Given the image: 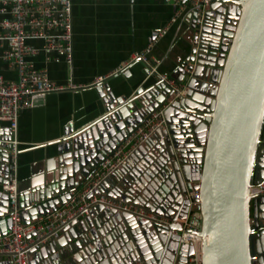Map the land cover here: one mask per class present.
Wrapping results in <instances>:
<instances>
[{
    "label": "water",
    "instance_id": "water-1",
    "mask_svg": "<svg viewBox=\"0 0 264 264\" xmlns=\"http://www.w3.org/2000/svg\"><path fill=\"white\" fill-rule=\"evenodd\" d=\"M194 15L182 20L192 27ZM141 71L129 95L113 94L104 80L92 84L103 112L65 128L36 176L17 181L16 205L28 223L77 199L99 161L165 103L162 124L83 195L123 200L155 216L89 202L27 245L28 264H126L136 256L138 264H194L187 261L192 246L178 243L177 220L191 189L201 215L198 264H264V191L248 193L264 180V0L209 1L196 47L167 73L183 93L173 97L159 75ZM2 133L7 139L8 130ZM7 147L0 140L1 183ZM6 196L0 187V234L9 225ZM0 264H12L10 256L0 254Z\"/></svg>",
    "mask_w": 264,
    "mask_h": 264
},
{
    "label": "built area",
    "instance_id": "built-area-1",
    "mask_svg": "<svg viewBox=\"0 0 264 264\" xmlns=\"http://www.w3.org/2000/svg\"><path fill=\"white\" fill-rule=\"evenodd\" d=\"M174 5V10L170 16V21L184 17L186 12L194 11L193 25L191 28L192 37L190 44L196 47L198 36L201 32V20L204 9L210 0H167ZM71 0H0V60L8 67L16 71V78H5L0 73V140L6 142V181L0 182V187L6 190V211L5 216L9 219V225L5 232L0 234V254L9 255L12 264H28L29 254L27 245L36 237L63 223L67 218L75 214L76 211L86 210L89 202L98 200L106 205L116 207V209L135 212L143 217L153 218L152 212H147L143 208L132 205L123 200H113L103 195H92L88 199H83V195L93 187L108 171L124 162V158L131 148L137 145L150 131L157 125L162 124L161 112L165 103L151 111L142 121L136 124L132 130L107 153L91 172L81 188L78 190L79 197H71L62 205L56 207L50 213H46L41 222L30 221L22 223L20 209L16 205V184H17V152L18 140L16 137L17 118L21 108L31 105L32 97L35 94L47 91L59 90L62 88H79L86 83H75L68 80L65 84H60L49 78L43 68H37L29 60V56L40 51L45 52V59H49L48 52L62 54L64 60L71 62ZM167 30V24L152 28L149 31L145 45L134 50L129 60L137 59L142 67L146 68V75L157 74L166 83L174 88L173 97L183 93L179 85H175L174 79L167 73L158 69L161 58L153 54L150 50L157 39ZM41 40L40 45H36L31 40ZM119 65L116 70L123 69ZM104 75H98L91 84L101 82ZM8 130V138H2V129ZM200 173L196 175L195 182L198 183ZM264 191V180H258L249 186V195H254ZM188 207L184 217L177 220L181 224L178 231V243H188L192 246V255L187 257V261L198 264L200 258L201 237L198 234L201 224V215L195 205L199 203L197 199V189L187 192ZM82 202V203H81ZM34 234L25 237L26 234ZM43 240V239H42ZM140 259L136 256L133 260L127 259L126 264H138Z\"/></svg>",
    "mask_w": 264,
    "mask_h": 264
},
{
    "label": "crops",
    "instance_id": "crops-1",
    "mask_svg": "<svg viewBox=\"0 0 264 264\" xmlns=\"http://www.w3.org/2000/svg\"><path fill=\"white\" fill-rule=\"evenodd\" d=\"M173 10L174 5L167 0H71L70 64L54 52H48L49 59H45L44 51L28 58L57 83L71 80L86 85L35 94L31 105L20 109L17 181L36 176L44 154L53 151L52 142L66 134L68 125L77 129L103 112L91 84L96 76L104 75V82L115 95L132 93L143 72L141 62L129 58L145 45L152 28L167 24L166 32L150 51L161 58V72L173 70L188 51L192 37L191 28L183 20H169ZM31 42L41 44L39 39ZM119 65L124 67L117 71ZM0 73L5 78H16V71L1 60ZM38 218L41 222L44 216Z\"/></svg>",
    "mask_w": 264,
    "mask_h": 264
}]
</instances>
